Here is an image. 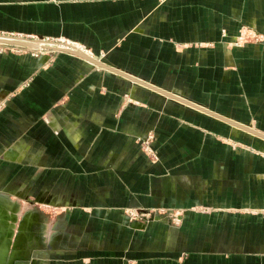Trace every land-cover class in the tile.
Wrapping results in <instances>:
<instances>
[{
    "label": "crops",
    "instance_id": "0c3cea01",
    "mask_svg": "<svg viewBox=\"0 0 264 264\" xmlns=\"http://www.w3.org/2000/svg\"><path fill=\"white\" fill-rule=\"evenodd\" d=\"M246 31L257 39L239 43ZM0 34L75 45L264 133V0H0ZM7 50L0 228L15 227L12 243L23 219L34 259L64 242L60 230L45 243L40 204L67 212L92 264H264L263 139L79 56ZM131 209L167 214L140 222Z\"/></svg>",
    "mask_w": 264,
    "mask_h": 264
},
{
    "label": "rangeland",
    "instance_id": "374dc122",
    "mask_svg": "<svg viewBox=\"0 0 264 264\" xmlns=\"http://www.w3.org/2000/svg\"><path fill=\"white\" fill-rule=\"evenodd\" d=\"M241 34H247V42L252 41L254 39H257V37H253L252 33L250 31H246L244 33ZM240 34V35H241ZM32 40V39H30ZM238 42L241 43L238 39ZM0 48L3 50H7V52H23V51H32V50H37L38 53L40 51H44V49H29L26 47H17V46H13V45H7V44H0ZM6 52V51H5ZM35 52V51H32ZM53 52V51H52ZM11 99V98H10ZM8 98H4V99H0V113L3 112L5 110V108L7 107V101ZM146 141V140H145ZM151 139H147L145 143V145H142V151L146 154V155H150L151 159L154 160V158L156 157V150L151 144ZM141 143V142H139ZM5 172V176L2 178V182L3 184L7 185L8 182H10L9 180H11L12 175H10V171L9 173ZM37 210L41 215V222L39 224V230L41 231V233L43 234V237L45 239V243H48L47 239L50 238V234L53 233L54 231H62L66 236L64 237V242H60V241H56L52 244V247H48V249L46 251H42L41 252H36L39 253V256H37L34 259V263L35 264H92L93 263V259L92 258H82V257H78V253L75 252L74 250V246L75 243L71 242V237H70V231H69V220L67 219V212L66 211H62L59 209H50L49 207L46 208H42V206L37 205ZM167 211L165 210H148V211H144V210H138V209H131L127 211V215L130 217L131 220H135V221H142V222H152L153 220H155L154 217H156L157 215H161V216H166ZM177 212H173L171 214L172 216V221L173 222H178L177 220ZM68 239V240H67ZM72 246V248H71ZM187 257V255L185 254V256L183 257L184 259ZM96 264H104V262L100 263H96Z\"/></svg>",
    "mask_w": 264,
    "mask_h": 264
},
{
    "label": "water",
    "instance_id": "95a60500",
    "mask_svg": "<svg viewBox=\"0 0 264 264\" xmlns=\"http://www.w3.org/2000/svg\"><path fill=\"white\" fill-rule=\"evenodd\" d=\"M0 44H7V45H13V46H17V47H26L29 49H35L38 45L35 41L33 40H28V39H22L19 37H10L8 39H0ZM44 50L47 51H53V52H65V53H70L76 56H79L83 59H85L86 61H88L89 63H91L92 65L99 67V68H103L106 69L108 71H111L117 75H120L122 77H125L126 79L132 81L133 83L136 84H140L144 87H147L148 89H151L157 93L162 94L163 96L178 101L184 105H187L189 107H192L198 111H201L209 116H212L216 119H219L229 125H232L238 129H241L247 133H250L256 137H259L261 139L264 140V133H261L260 131H257L249 126L243 125L239 122H236L234 120H231L227 117H224L218 113H215L211 110H209L208 108L199 105L189 99L183 98L175 93H172L170 91L164 90L160 87H157L149 82L143 81L142 79L131 75L123 70L118 69L117 67H115L106 57H101V56H93L91 54H89L88 52H85L83 50H80L79 48L75 47V46H70L67 45L66 47H57L55 45H47L43 47Z\"/></svg>",
    "mask_w": 264,
    "mask_h": 264
},
{
    "label": "bare ground",
    "instance_id": "6f19581e",
    "mask_svg": "<svg viewBox=\"0 0 264 264\" xmlns=\"http://www.w3.org/2000/svg\"><path fill=\"white\" fill-rule=\"evenodd\" d=\"M15 36H1L0 39H8ZM21 38V37H19ZM27 39V38H22ZM30 40V39H28ZM37 43V49H42L47 45H55L57 47H66L70 44H59L48 42L45 40H34ZM75 46V45H70ZM77 47V46H75ZM79 48V47H77ZM80 49V48H79ZM82 50V49H80ZM19 224L16 240L12 243L13 232L15 227L4 226L0 228V264H35L32 251L28 249V238H31V229L28 227L26 219Z\"/></svg>",
    "mask_w": 264,
    "mask_h": 264
},
{
    "label": "built area",
    "instance_id": "2783aa9c",
    "mask_svg": "<svg viewBox=\"0 0 264 264\" xmlns=\"http://www.w3.org/2000/svg\"><path fill=\"white\" fill-rule=\"evenodd\" d=\"M1 36H6L5 34H0ZM7 36H10V35H7ZM14 36V35H13ZM247 34H241L240 36H239V41L240 42H247L246 40H247ZM43 40H45V39H43ZM147 141V140H146ZM145 140L144 141H142V140H140V144H141V146L142 145H145V143H148V142H146ZM149 145H151V144H149Z\"/></svg>",
    "mask_w": 264,
    "mask_h": 264
}]
</instances>
